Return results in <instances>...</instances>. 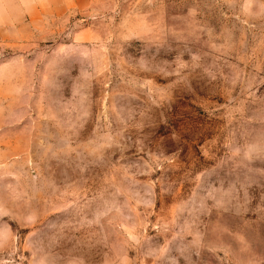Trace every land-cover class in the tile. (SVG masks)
Segmentation results:
<instances>
[{
  "label": "rangeland",
  "instance_id": "374dc122",
  "mask_svg": "<svg viewBox=\"0 0 264 264\" xmlns=\"http://www.w3.org/2000/svg\"><path fill=\"white\" fill-rule=\"evenodd\" d=\"M0 33V264H264V0H92Z\"/></svg>",
  "mask_w": 264,
  "mask_h": 264
},
{
  "label": "crops",
  "instance_id": "0c3cea01",
  "mask_svg": "<svg viewBox=\"0 0 264 264\" xmlns=\"http://www.w3.org/2000/svg\"><path fill=\"white\" fill-rule=\"evenodd\" d=\"M92 0H0V33L12 32L15 24L39 26L42 18L63 17L87 10Z\"/></svg>",
  "mask_w": 264,
  "mask_h": 264
}]
</instances>
